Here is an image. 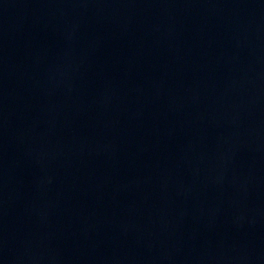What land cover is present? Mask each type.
<instances>
[{"label": "water", "instance_id": "obj_1", "mask_svg": "<svg viewBox=\"0 0 264 264\" xmlns=\"http://www.w3.org/2000/svg\"><path fill=\"white\" fill-rule=\"evenodd\" d=\"M0 264H264V0H0Z\"/></svg>", "mask_w": 264, "mask_h": 264}]
</instances>
